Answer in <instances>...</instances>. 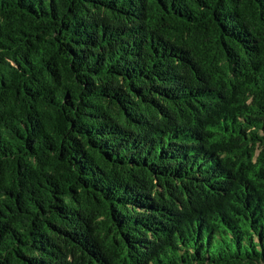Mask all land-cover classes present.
<instances>
[{
  "label": "trees",
  "instance_id": "obj_1",
  "mask_svg": "<svg viewBox=\"0 0 264 264\" xmlns=\"http://www.w3.org/2000/svg\"><path fill=\"white\" fill-rule=\"evenodd\" d=\"M0 264H264V0H0Z\"/></svg>",
  "mask_w": 264,
  "mask_h": 264
}]
</instances>
